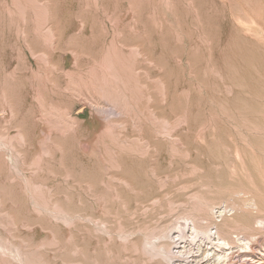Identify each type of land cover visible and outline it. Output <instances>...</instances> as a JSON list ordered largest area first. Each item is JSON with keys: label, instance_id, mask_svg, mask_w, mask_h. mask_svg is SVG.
Segmentation results:
<instances>
[{"label": "rangeland", "instance_id": "rangeland-1", "mask_svg": "<svg viewBox=\"0 0 264 264\" xmlns=\"http://www.w3.org/2000/svg\"><path fill=\"white\" fill-rule=\"evenodd\" d=\"M220 212L264 264V0H0V264H220Z\"/></svg>", "mask_w": 264, "mask_h": 264}, {"label": "bare ground", "instance_id": "bare-ground-1", "mask_svg": "<svg viewBox=\"0 0 264 264\" xmlns=\"http://www.w3.org/2000/svg\"><path fill=\"white\" fill-rule=\"evenodd\" d=\"M227 210H229V209L225 208L223 211L226 212ZM232 211H234V210L233 209L229 210V212H232ZM224 212L219 213L220 214L219 217L221 218V221L215 222L214 225L216 227H215V233H213V234L211 233L212 230L209 229L208 227H203L200 225L196 226V224L200 223V221H198V219L190 220L191 221V229L193 230V232H191L190 235L192 236L193 234H196V236H198L201 233V235L204 237V238L200 239V240H202V243L198 246L199 247L198 249L199 250L200 249L205 250V252H206L205 257L206 258H209L215 252L216 253L215 256L217 258V261L220 264H235L234 262H232V253H231V250H232L231 243L232 242H231V240L233 238L231 237L232 235L230 233L235 226L234 225L235 219L234 220L228 219L232 216V214H230V216H227V214L225 215ZM223 213H224V215H223ZM241 240H243V241H241ZM239 241L241 243H243V245H244L243 248H248L251 250V248L253 246L252 241H248L247 243H245L246 239H244V238H241ZM201 245H203V248ZM209 246H211L210 249H208ZM211 250L213 251L212 253H211Z\"/></svg>", "mask_w": 264, "mask_h": 264}]
</instances>
